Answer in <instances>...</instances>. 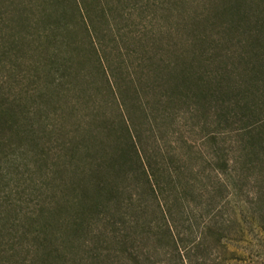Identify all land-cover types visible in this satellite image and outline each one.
Segmentation results:
<instances>
[{
  "label": "trees",
  "instance_id": "trees-1",
  "mask_svg": "<svg viewBox=\"0 0 264 264\" xmlns=\"http://www.w3.org/2000/svg\"><path fill=\"white\" fill-rule=\"evenodd\" d=\"M218 3L205 15L184 20L188 47L166 45L151 53L142 46L136 81L153 104L168 99L180 110L192 100L204 117L214 118L211 169L221 174L227 167V188L250 178L261 186L264 0ZM99 4L0 0V30L8 29L10 37L0 55L12 51L13 63L24 57L20 71L32 85L27 89L23 79L17 81L22 84L19 96L0 89V264H74L77 245L89 258H108L114 252L128 264H143L138 251L151 229L149 201L163 206L179 201L190 183L181 175L183 156L166 158L129 113L115 125L92 113L74 128L78 134L67 127L71 111L61 107V99L90 94L92 88L81 70L85 61L71 23L76 13L87 17L94 10L98 21L107 24ZM200 24L220 33L228 30L234 35L232 46L208 39L205 32L203 36ZM131 81L137 99L140 93ZM221 127L227 128V159L218 146ZM86 242L93 247L86 249Z\"/></svg>",
  "mask_w": 264,
  "mask_h": 264
},
{
  "label": "rangeland",
  "instance_id": "rangeland-1",
  "mask_svg": "<svg viewBox=\"0 0 264 264\" xmlns=\"http://www.w3.org/2000/svg\"><path fill=\"white\" fill-rule=\"evenodd\" d=\"M216 3L218 0H100L107 24L98 21L94 10H88L87 17L76 13L71 23L74 43L82 47L85 61L81 70L92 83L90 94H70L68 100L60 101L62 108L71 111L66 123L72 134L79 133L74 128L80 119L88 121L92 113L102 114L114 125L127 120L129 113L132 121L141 123L148 143L158 145L166 158H173L174 153L184 158L181 175L190 180L185 195L164 206L153 200L147 205L151 229L148 237L141 239L142 250L138 251L143 264H264V184L256 186L250 178L239 187L227 188V167L221 174L219 169H211L213 144L209 137L215 131L214 118L204 117L192 100L180 110L175 106L179 104L168 99L153 104L150 94H143L136 81L142 46L151 53L166 45L188 47L184 20L205 15ZM40 26L37 30L43 34ZM198 32L203 36L205 32L208 39L220 38L230 47L234 40L228 30L220 33L211 26L200 24ZM8 33V29L0 30V46H9ZM14 58L12 51L6 57L0 55V89L6 95L15 92L19 96L22 84L27 89L32 85L27 73L20 71L19 61L24 57L17 64L12 62ZM20 79L22 84H16ZM131 80L140 93L137 99ZM218 131L220 155L227 159V128ZM86 243V249L94 245ZM73 255L74 264H128L114 252L108 258H89L80 245ZM82 255L86 257L83 261Z\"/></svg>",
  "mask_w": 264,
  "mask_h": 264
}]
</instances>
